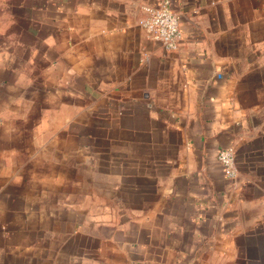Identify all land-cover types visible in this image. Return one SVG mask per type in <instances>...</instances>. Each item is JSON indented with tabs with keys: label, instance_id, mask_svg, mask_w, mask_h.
<instances>
[{
	"label": "crops",
	"instance_id": "1",
	"mask_svg": "<svg viewBox=\"0 0 264 264\" xmlns=\"http://www.w3.org/2000/svg\"><path fill=\"white\" fill-rule=\"evenodd\" d=\"M158 2L0 0V264H264V0Z\"/></svg>",
	"mask_w": 264,
	"mask_h": 264
},
{
	"label": "built area",
	"instance_id": "2",
	"mask_svg": "<svg viewBox=\"0 0 264 264\" xmlns=\"http://www.w3.org/2000/svg\"><path fill=\"white\" fill-rule=\"evenodd\" d=\"M141 24L165 48L173 50L179 47L182 41L180 16L174 11L172 0H159L156 6L147 10ZM216 158L226 178L236 176L238 168L233 146L219 148Z\"/></svg>",
	"mask_w": 264,
	"mask_h": 264
}]
</instances>
